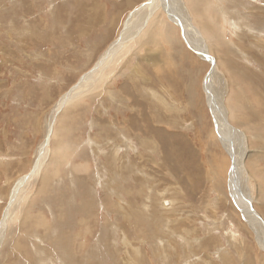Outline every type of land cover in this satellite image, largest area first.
Returning a JSON list of instances; mask_svg holds the SVG:
<instances>
[{
	"label": "rangeland",
	"instance_id": "rangeland-1",
	"mask_svg": "<svg viewBox=\"0 0 264 264\" xmlns=\"http://www.w3.org/2000/svg\"><path fill=\"white\" fill-rule=\"evenodd\" d=\"M147 1L0 0V222L15 184L34 168L59 103L74 89L53 122L49 156L8 210L0 264H264L257 233L231 199L232 161L206 95L201 89L193 107L178 99L209 69L202 73L201 57L180 45L182 32L166 12L148 21V41H136L144 31L124 38L94 69ZM181 4L213 43L219 67L230 57L252 67L251 86L264 92V0ZM155 22L170 27L176 54L196 62L191 76L189 65L156 49ZM215 70L213 91L246 140L242 190L264 220V118L237 120L264 114V98L254 96L248 78L238 82L247 91L228 88L233 116ZM87 72L96 74L76 88ZM253 123L258 133L249 130Z\"/></svg>",
	"mask_w": 264,
	"mask_h": 264
},
{
	"label": "bare ground",
	"instance_id": "bare-ground-1",
	"mask_svg": "<svg viewBox=\"0 0 264 264\" xmlns=\"http://www.w3.org/2000/svg\"><path fill=\"white\" fill-rule=\"evenodd\" d=\"M173 2H175V7H172ZM159 9H163V11L166 12L168 19L173 22L175 26H177L180 32H182V39L184 43L189 46V48L193 50L194 53L199 55L201 58L208 60V62L211 64L210 71L205 77L204 90L207 96L208 106L211 110V113L214 115L213 118L215 120L214 122L216 134L219 136V139L226 153L231 157L232 161L231 171L229 172V187L231 199L233 200V202L235 200V204L238 208H240V212L242 213L243 218L245 219V221H247L250 228L257 233L259 237L258 243L260 244L261 249L264 251V220L251 205L249 198L246 196V193L243 192V182H241L240 179L241 174L245 172L244 159L246 153L248 152L244 148V145L246 143L245 136L241 131L233 128L229 124V117L227 111L222 106L223 102L219 99L217 93L213 91V81L216 75L215 68L217 65L216 58L210 54L211 49H213L211 46L213 45V43L211 42L210 44H208L209 40L207 41L206 37L201 33V30L198 28V26L194 24L193 18L189 15L187 9L181 4V0H148L147 2L142 4L138 9L132 11L124 24V28L119 34V40L116 42L114 41L115 44L110 46V48L106 51L105 55L98 62L97 67L94 69L95 71L98 70L96 73L101 70L106 61H108V59L111 58L112 55H115L116 52L121 48V46L123 45L122 42L124 38H127L129 41L138 38L140 32H142L148 26V21L152 17H156V13ZM155 25H157L156 22ZM191 35L196 39H194ZM96 73H85L81 77L78 84H76V88H80L87 81L92 80ZM73 91L74 89H71V92H68L67 95L63 97L62 102L59 103L60 110L59 112L56 110L58 112L57 116L64 108L63 106H66L70 99L73 97ZM224 92L226 93V90ZM63 102L64 105H62ZM61 107L63 108L61 109ZM57 116L54 115L48 125V133L43 144L38 150V154L41 157H37L32 172L29 175L23 177L21 180L19 179L11 192L10 203L8 205V208H6L3 219L0 222V243L2 241L3 234L6 229L7 218L9 216L8 210L13 206V204L17 203L16 201L19 197L20 192L35 174L36 170L39 167V162L42 163L43 158L46 157L48 150L47 147L50 144L52 131L54 129L53 122L54 120H56ZM236 135H238V137L242 140L241 143L237 142V138L235 139Z\"/></svg>",
	"mask_w": 264,
	"mask_h": 264
},
{
	"label": "crops",
	"instance_id": "crops-1",
	"mask_svg": "<svg viewBox=\"0 0 264 264\" xmlns=\"http://www.w3.org/2000/svg\"><path fill=\"white\" fill-rule=\"evenodd\" d=\"M170 28V27H169ZM168 27H165L164 25H162V24H157V25H153L152 26V30H155L154 32H153V37H152V40H156L157 42H159L158 44H154V46L156 47V49L158 48V49H160L161 51H164V52H169L170 53V55H168V56H166L167 58H168V60H178L179 62H180V64L182 65V66H186V65H189L188 66V72H190V74H189V76H191L192 74H193V71H192V64H196V62H194V61H187L186 60V58L184 57V56H181V55H178V54H176V50L178 49V45H175V44H172L171 42H173V41H175L176 39L173 37V35H172V32H171V30L169 29ZM146 29V28H145ZM144 29V30H145ZM143 30V31H144ZM142 31V32H143ZM142 32H140V34H139V36L142 34ZM149 33L148 32H146L145 33V31H144V33L136 40L137 42H139L140 40H142V41H144V42H146V41H148L149 40V38H146L147 37V35H148ZM143 38V39H142ZM180 39L182 40V42H183V44H185L184 43V41H183V39H182V34H181V38H179V39H177L179 42H180V45H182L181 44V41H180ZM138 44V43H137ZM187 46V45H186ZM188 47V46H187ZM148 48V47H147ZM155 49V50H156ZM191 50V49H190ZM192 51V50H191ZM193 52V51H192ZM171 53H174V55L173 56H171ZM153 55H150V57H152ZM196 59H198L199 61H203L204 62V64L205 65H202V64H199L198 63V65H199V68L201 69V71H202V73L205 71V70H207V69H209V71H210V64L206 61V60H204V59H202L201 58V60L198 58V57H195ZM217 60V59H216ZM205 62H207L208 63V65H207V63H205ZM217 62H218V60H217ZM216 62V66H217V71H218V74H219V76H221V79H222V82H221V86H224V87H226V89H227V93H226V98H225V100H226V102H227V107H229L230 108V110H231V114L233 115V116H236V117H238L237 116V113H236V110L231 106V103H230V101H229V99H228V94H229V89H234V90H238L240 93H241V95H244V92H246L247 90L240 84V83H238V82H242V81H245L247 78L249 79V87H250V90H254V96L256 97V98H264V92H258V90H260L261 88L260 87H257L256 89H257V91H256V89L254 88V86L252 85L251 86V84L252 83H254L255 82V79L254 78H249V74H251V71H252V67L251 68H249V72L248 71H246V70H244V69H242V68H240L237 64H235L234 62H233V60H232V57H230V58H228L225 62H224V64H225V68L224 69H222V68H220L219 67V64ZM140 61H139V63H138V67L140 66ZM206 66H207V68H206ZM222 75H221V74ZM252 74H254V73H252ZM207 75V74H206ZM206 75L204 76V78H203V80H201V81H199V75H198V80H197V82H196V86H195V88H194V91L193 92H190V93H185V94H182V95H179L178 96V99H180L181 100V98H184L183 100H185V99H187V102L189 101L190 102V105H191V107H193L194 106V100L196 99V100H198L199 98H203V96H202V92L200 91L201 89L203 90V93H204V96L206 95L205 94V90H204V81H205V77H206ZM255 75V74H254ZM256 76V75H255ZM227 77L229 78V80H235L237 83L235 84V86L233 87V88H231V86H230V83H229V87H227V82L229 81H227V82H225L226 81V79H227ZM257 78H258V76H256ZM259 79L261 80V82L262 83H264V80H262V78H260L259 77ZM194 80H196V79H192L191 81H189V84L191 83V82H193ZM220 86V87H221ZM263 87H264V85H263ZM229 88V89H228ZM169 89H170V91H172L173 89H174V86H172V85H170L169 84ZM200 92H201V94H200ZM155 95H157V93H155ZM207 99V96L205 97V100ZM208 101L206 102V105H205V107L208 109ZM245 103L246 104H248L247 106L248 107H252V108H254L253 106H252V104H251V101L249 100V99H247L246 98V100H245ZM210 109V108H209ZM203 111V110H202ZM229 112V111H228ZM228 114V113H227ZM229 115V114H228ZM264 118V114H261V113H258L257 111H255L254 113H250L249 115H247V116H244V117H242V118H240V117H238V123H240V124H243V125H245L244 123H252V122H254L255 121V119L256 118H259V120L261 121V118ZM257 120V119H256ZM231 121V120H230ZM232 123H235V120L234 119H232V121H231ZM255 125H257V124H252V128H250L249 130H252L253 128H254V126ZM255 130H256V132L258 133L259 132V130H258V128H254ZM256 135H258V134H256Z\"/></svg>",
	"mask_w": 264,
	"mask_h": 264
}]
</instances>
